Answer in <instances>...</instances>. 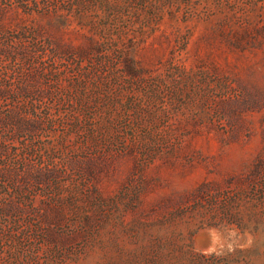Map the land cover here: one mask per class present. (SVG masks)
<instances>
[{"label": "rangeland", "instance_id": "rangeland-1", "mask_svg": "<svg viewBox=\"0 0 264 264\" xmlns=\"http://www.w3.org/2000/svg\"><path fill=\"white\" fill-rule=\"evenodd\" d=\"M0 264H264V0H0Z\"/></svg>", "mask_w": 264, "mask_h": 264}]
</instances>
